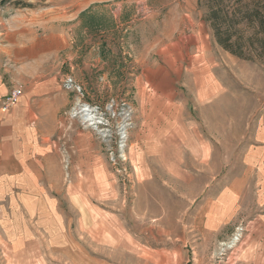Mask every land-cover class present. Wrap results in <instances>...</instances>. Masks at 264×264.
<instances>
[{
  "label": "rangeland",
  "instance_id": "obj_1",
  "mask_svg": "<svg viewBox=\"0 0 264 264\" xmlns=\"http://www.w3.org/2000/svg\"><path fill=\"white\" fill-rule=\"evenodd\" d=\"M14 1L0 4V48L32 22L69 38L58 69L81 92L69 88L51 138L68 185L61 211L84 254L108 264L264 258L247 165L264 146V0H223L240 23L233 51L206 20L212 0ZM234 183L233 218L214 226L207 207ZM12 258L67 256L46 241L34 254L0 247V264Z\"/></svg>",
  "mask_w": 264,
  "mask_h": 264
},
{
  "label": "crops",
  "instance_id": "obj_2",
  "mask_svg": "<svg viewBox=\"0 0 264 264\" xmlns=\"http://www.w3.org/2000/svg\"><path fill=\"white\" fill-rule=\"evenodd\" d=\"M33 25L36 22L12 28L0 48V247L34 254L46 241L53 252L67 256L56 258L65 264H108L84 254L82 245L68 235L61 211L60 200L67 198L68 185L57 169L61 148L51 136L68 101L69 88L58 67L69 38L57 30L39 32ZM16 87H21L22 95L4 111L2 100ZM259 135L264 143V128ZM247 165L255 176L261 209L254 222L261 232L259 244L264 247V146L251 150ZM235 185L207 207V221L212 225L233 218L239 197ZM40 259L45 258L12 261L36 263ZM230 259L220 258L225 264ZM235 263L264 264V258H236Z\"/></svg>",
  "mask_w": 264,
  "mask_h": 264
},
{
  "label": "trees",
  "instance_id": "obj_3",
  "mask_svg": "<svg viewBox=\"0 0 264 264\" xmlns=\"http://www.w3.org/2000/svg\"><path fill=\"white\" fill-rule=\"evenodd\" d=\"M7 1L10 0H0V4H4ZM15 5L20 6V5H24L25 2H23V0H15L13 2ZM210 9L208 10L207 14H206V20L209 21L213 28L216 31V38L218 40V42L224 46L226 49H229L231 51L232 50V45H233V41H232V35L229 34V32L236 28L240 23L238 21H236L234 18V16L232 14H230L229 16V12L225 11V6L223 4V0H212L211 1V6L209 7ZM223 18L228 19L227 21V25L225 26V23L223 21ZM225 27L222 33L220 32L221 28Z\"/></svg>",
  "mask_w": 264,
  "mask_h": 264
},
{
  "label": "built area",
  "instance_id": "obj_4",
  "mask_svg": "<svg viewBox=\"0 0 264 264\" xmlns=\"http://www.w3.org/2000/svg\"><path fill=\"white\" fill-rule=\"evenodd\" d=\"M65 83H66L67 88L74 89V90H77L78 92H81V87L72 78H68ZM21 95H22L21 87H16L12 89V91L9 94H7L2 100L3 110L7 111L12 106H14L18 102L19 97Z\"/></svg>",
  "mask_w": 264,
  "mask_h": 264
},
{
  "label": "bare ground",
  "instance_id": "obj_5",
  "mask_svg": "<svg viewBox=\"0 0 264 264\" xmlns=\"http://www.w3.org/2000/svg\"><path fill=\"white\" fill-rule=\"evenodd\" d=\"M235 240V239H234Z\"/></svg>",
  "mask_w": 264,
  "mask_h": 264
}]
</instances>
